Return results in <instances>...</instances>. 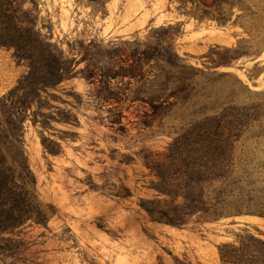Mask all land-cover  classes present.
<instances>
[{
    "label": "rangeland",
    "instance_id": "374dc122",
    "mask_svg": "<svg viewBox=\"0 0 264 264\" xmlns=\"http://www.w3.org/2000/svg\"><path fill=\"white\" fill-rule=\"evenodd\" d=\"M14 7L15 17L30 18L41 38L71 63L73 78L43 95L34 107L37 123L33 114L25 123V149L49 222L28 227L24 256L6 264H222L220 246H238L247 234L264 240V218L257 216L178 228L150 222L139 208L141 199L156 195L144 153L167 152L199 112L211 115L233 102L264 111V0H218L213 6L189 0H19ZM204 11L217 18L192 17ZM175 30L172 49L203 74L184 107L156 112L145 99L155 89V62L146 67L144 84L112 83L120 103L101 102L96 84L79 75L86 58L165 46ZM0 53L22 71L1 98L29 68L15 59L14 49L0 47ZM235 159L263 167L264 142H240ZM250 173L264 181V171Z\"/></svg>",
    "mask_w": 264,
    "mask_h": 264
},
{
    "label": "trees",
    "instance_id": "16d2710c",
    "mask_svg": "<svg viewBox=\"0 0 264 264\" xmlns=\"http://www.w3.org/2000/svg\"><path fill=\"white\" fill-rule=\"evenodd\" d=\"M17 1L0 0V47L14 49L15 59L29 68L0 98V260L5 264L24 256L22 236L28 227L49 222L25 149V123L32 114L37 123L34 107L43 95L73 78L71 63L41 38L32 20L15 17ZM189 1L211 6L218 2ZM192 17L217 18L208 11ZM178 33L169 32L165 46L159 44L141 52L118 50L103 58L105 62L86 58L88 64L79 75L96 84L101 102L120 103L121 94L112 83L129 79L144 84L146 67L155 62V89L145 99L156 112L165 106L184 107L196 96L197 80L203 74L186 66L172 49ZM76 74L74 69V78ZM210 113L193 115V122L178 134L167 152L142 155L144 167L155 179L149 187L155 197L139 203L150 222L181 228L201 220L242 215L264 218V181L250 178V171H264V166L251 168L235 159L240 142H264V111L233 102ZM219 256L222 264H264V240L247 234L238 246H220Z\"/></svg>",
    "mask_w": 264,
    "mask_h": 264
},
{
    "label": "crops",
    "instance_id": "0c3cea01",
    "mask_svg": "<svg viewBox=\"0 0 264 264\" xmlns=\"http://www.w3.org/2000/svg\"><path fill=\"white\" fill-rule=\"evenodd\" d=\"M6 54L0 53V68L1 78L0 81V95H3L7 90L12 88L18 80L22 71L20 66H16L12 58H8ZM6 70V72H5ZM6 73V74H5Z\"/></svg>",
    "mask_w": 264,
    "mask_h": 264
}]
</instances>
